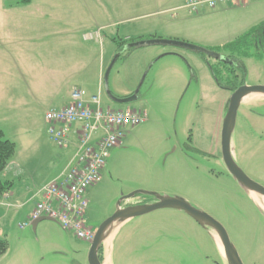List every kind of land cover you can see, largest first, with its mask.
Segmentation results:
<instances>
[{
  "label": "rangeland",
  "instance_id": "1",
  "mask_svg": "<svg viewBox=\"0 0 264 264\" xmlns=\"http://www.w3.org/2000/svg\"><path fill=\"white\" fill-rule=\"evenodd\" d=\"M19 1L0 0V129L15 144L1 179L11 184L6 194H19L0 203V238L7 243L0 264H88L90 243L61 229L65 241L54 228L33 231L30 224L20 225L30 220L25 196L53 179L64 167V154L71 148L75 152L77 146L74 133L67 148H59L47 133L45 112L58 105L52 87L60 81H81L73 77L75 67L96 73L100 62L102 86L93 92L101 108L140 110L147 119L126 127L120 144L109 151L95 191L85 197V226L95 232L115 212L120 198L135 191L178 197L225 229L242 264H264V211L221 160L220 133L230 94L223 88L225 76L218 75V55L230 54L222 47L256 23L264 25V6L230 7L220 13L227 7L221 6L197 15L183 8V0ZM42 2L48 3L40 6ZM61 19L74 28L65 25L62 39L55 33ZM40 20L48 25H40ZM177 20L181 23H172ZM96 24L108 27L101 31ZM96 30L103 43L83 38ZM167 30H175L173 37L179 38L154 36ZM137 37L183 42L192 49L147 45L123 51L120 41L137 42ZM199 51L212 52V57H201ZM249 53L242 58L238 51L233 55L244 66V85L264 86V46ZM106 72L115 97L135 99L111 101L104 91ZM91 75L83 78L89 88L95 82ZM231 146L240 170L264 187V96L242 99ZM126 224L113 242V264H226L210 230L181 211L159 209ZM50 240L67 246L66 252L53 250Z\"/></svg>",
  "mask_w": 264,
  "mask_h": 264
},
{
  "label": "built area",
  "instance_id": "2",
  "mask_svg": "<svg viewBox=\"0 0 264 264\" xmlns=\"http://www.w3.org/2000/svg\"><path fill=\"white\" fill-rule=\"evenodd\" d=\"M248 1L187 0L183 8L194 14L203 7L240 6ZM97 33H89L84 38L92 40L97 38ZM146 119V114L140 110L102 109L98 94L88 96L84 90L77 88L71 90L64 107L46 111L44 121L50 139L59 148H67L69 135L74 133L77 146L71 162L61 175L39 190V200L34 204L30 220L20 227L46 217L76 239L91 243L94 232L83 222L87 209L86 191L99 181V173L109 151L120 144L126 127L139 125ZM76 125L80 126L78 130Z\"/></svg>",
  "mask_w": 264,
  "mask_h": 264
},
{
  "label": "water",
  "instance_id": "3",
  "mask_svg": "<svg viewBox=\"0 0 264 264\" xmlns=\"http://www.w3.org/2000/svg\"><path fill=\"white\" fill-rule=\"evenodd\" d=\"M147 45H171L185 49H192L191 45H188L183 42L160 40V39L133 42L131 44H128L126 47H124V49L127 50L131 47L140 48ZM107 74L108 72H106L104 79V91L111 101L115 103H127L135 99L134 96H129L125 98L115 97L108 89L106 83ZM250 95L264 96V86L242 85L238 87L234 92H232V94L230 95L227 101V109L222 120L221 133H220L221 160L228 173L239 184V186L248 193V195L251 192L258 195L264 200V187L251 181L240 170V168L237 166V164L234 161L233 151L231 146V135L235 125L237 109L241 104L242 99ZM137 195L150 197L152 200L151 202L148 203L125 205L127 200L132 199ZM120 202H122V205H120ZM159 209H172L176 211H181L184 214H186L188 217H190L200 227L209 229L210 234L212 235L215 243L216 240L213 234L217 236L222 246L223 254L221 252L220 253L225 259L226 264H242L235 248L233 247V245L229 240V237L225 229L216 220L208 216L206 213L192 207L190 204H188L185 200L181 198L158 195L155 193L145 192V191H135L127 196L120 198L115 212L98 226V228L94 232L93 239L90 243V248L88 251V264H102V262L99 261L98 259L99 248L102 246L103 242L108 237H110L122 223L130 219L147 215ZM42 221L54 222L53 220L46 217L38 218L34 220L31 224L33 231L35 230L37 224Z\"/></svg>",
  "mask_w": 264,
  "mask_h": 264
},
{
  "label": "crops",
  "instance_id": "4",
  "mask_svg": "<svg viewBox=\"0 0 264 264\" xmlns=\"http://www.w3.org/2000/svg\"><path fill=\"white\" fill-rule=\"evenodd\" d=\"M187 0H183V5H184V3L186 2ZM260 1H262V0H250V1H248L246 4H244V6H246V7H248V5L249 6H254V4H258V5H263L264 6V4H260L259 2ZM48 2H42V3H40V6L42 5V4H47ZM251 4V5H250ZM182 5V6H183ZM39 6V7H40ZM181 6V5H180ZM227 7H224L223 8V10H221V11H223V12H220V13H224V10H226V9H228V8H230V7H240V6H243V5H240V6H229V5H226ZM243 6V7H244ZM38 7V8H39ZM181 7H178V9H180ZM178 9H175V11H178ZM219 9H221L220 7H217V8H214V9H208V8H206V7H203V8H201V9H199L196 13H194V14H197V15H199L201 12H203V11H218ZM181 10V9H180ZM230 11H232V10H230ZM157 15H158V13H156ZM162 14H159L158 16H161ZM176 17V15L175 16H171V18H175ZM262 18H264V15H263V17ZM260 20H262V19H260ZM264 20V19H263ZM47 21V20H46ZM262 21H260L259 23L260 24H262L261 23ZM168 23V22H167ZM172 23H178V24H180L181 23V20H177V21H175V22H172ZM259 23H256V25H253V27H256V26H258V25H260ZM40 25H44V26H47L48 24H46V23H44L43 22V20H40V23H39ZM58 27L56 28V31H55V33H56V35H57V37H58V35H59V38H63V36L65 35V29H64V26L65 25H68V26H71V22H69V21H66V22H64L63 21V19H61V20H59V22H57V23H55ZM100 24H96L95 26H97L98 27V29L97 30H101V31H103L104 29H105V27L107 28L108 26H99ZM252 27V28H253ZM71 29H74L73 28V25L70 27ZM153 29H154V27H153ZM69 31H70V29H68ZM95 31V32H98L97 34H98V36H97V38H94V39H96L95 40V42L97 41L99 44H101V42H102V33L100 32L99 33V31ZM155 31H157L158 29H154ZM39 31H41V28L39 29ZM47 31V28H45V29H43V32H46ZM154 31V32H155ZM175 30H167V31H164V32H157V33H154V36H167L168 38H171V39H177V38H179V37H173V36H176V33L174 32ZM248 32V31H247ZM243 35V34H242ZM83 36H86V35H83ZM241 36V35H240ZM84 38V37H83ZM138 38H140V37H137V40H141V39H138ZM158 38H162V37H158ZM238 38V37H237ZM85 39V38H84ZM83 39V40H84ZM86 40V39H85ZM103 43V42H102ZM189 45V44H188ZM136 49V48H135ZM172 53L173 52H170V54L169 55H172ZM75 72H72V74H73V77H74V75L76 76V78H78V79H80L81 81H79V80H76V82H74V83H66V81H60V82H57L53 87H52V96L55 98V100L56 101H58V105H56V107L55 108H57V109H59V108H62V107H64L67 103H68V101H69V98H70V92H71V90L73 89V88H77V89H82V90H84L86 93H87V95L88 96H90V95H95V93L93 92V90H95V92L96 91H98V90H100L101 89V86H102V72H103V69H102V66H101V62L99 63V65H98V69H97V72L95 73V71H91V70H88V68L86 69L85 68V66H83V67H81L79 70H78V68L77 67H75V70H74ZM52 74V76L55 78L56 77V73H55V71H53V73H51ZM89 74H92L91 76H93V81H95V82H93L92 84V86H90V88H89V86H86L87 84H85V82H84V80H83V78L84 77H86V76H88ZM88 89V90H87ZM92 92V93H91ZM127 94H129L128 93V91H127ZM71 134V133H70ZM73 155H74V149L73 148H71V150H67V152L64 154V163H63V165H64V167H62L61 168V170L56 174V176L53 178V179H51V180H49V181H47L46 183H44L41 187H39V189H37V192L36 193H34L33 195H27V196H25V201H26V204L25 205H27L28 206V208H29V210L27 211V218H30V215H31V213H32V211H33V208H34V204L39 200V194H38V192H39V190L42 188V187H44L46 184H48L49 182H51V181H53V180H55V179H57L60 175H61V173L66 169V167L68 166V164L71 162V160H72V157H73ZM59 169V168H58ZM95 189H96V186L94 187V185L92 186V187H90L87 191H86V196L85 197H88V196H90L91 194H92V192L93 191H95ZM15 195H19V194H12V195H9V194H5L4 196L5 197H3L2 199H0V203L2 202V200L3 199H8V198H10V197H14ZM17 198H19V197H16V198H14V199H17ZM13 199V200H14ZM151 200L152 199H149V200H145V199H138V198H132V199H129V200H127L126 201V203L125 204H137V203H148V202H151ZM24 204V203H23ZM23 207V206H22ZM176 211V210H175ZM183 213V212H182ZM186 215V214H185ZM0 216H1V210H0ZM29 220V219H28ZM128 221L129 220H127V221H125L124 223H122L116 230H115V232L110 236V237H108L104 242H103V244H102V249H103V260H102V264H113V260H112V248H114V246H113V242H114V239L116 238V236H117V234L124 228V225L126 224V223H128ZM43 222V221H42ZM131 222V221H130ZM129 222V223H130ZM45 223V222H44ZM44 223H38L37 224V226L35 227V230L36 229H38V228H40L41 229V227H42V229H47V228H49V229H55L56 230V232H57V234H58V236H59V240L60 239H63L64 241L65 240H67L68 238L63 234V232H61V228L56 224V226L54 225V226H49L48 224H44ZM127 225V224H126ZM61 229V230H60ZM63 231V230H62ZM50 241H52V242H49V245H51V246H54L53 248V250H56V252H59L60 254H64L65 252H66V248H67V246L66 247H62V246H60V243H59V241L58 240H56V241H54V240H50ZM54 241V242H53ZM58 253V254H59Z\"/></svg>",
  "mask_w": 264,
  "mask_h": 264
},
{
  "label": "trees",
  "instance_id": "5",
  "mask_svg": "<svg viewBox=\"0 0 264 264\" xmlns=\"http://www.w3.org/2000/svg\"><path fill=\"white\" fill-rule=\"evenodd\" d=\"M31 3V0H20L18 4L20 5H28ZM136 42L134 40L130 41H120V47H126L128 44ZM257 46H264V25L263 23L251 28L248 32L236 38L234 41L224 45L222 48L229 50L230 54L226 55L225 60H218L219 62V73L218 75L223 73L225 77H222L223 82L229 85V88H226L225 85L223 88L227 89L229 92H234L237 89V86L243 84L244 81V66L242 65L239 57H248L250 56L249 50L254 49ZM135 48H129L127 50H123L129 52ZM238 51L239 57L233 56L234 53ZM209 52V51H207ZM198 53V52H197ZM212 52L206 54L205 51H199L201 57L204 55L210 56ZM214 54H217L214 52ZM212 57V56H210ZM217 59V58H216ZM214 73V70H212ZM239 73V75H237ZM215 76V73H214ZM217 85L221 86L218 79L216 80ZM228 101V100H227ZM227 109V102L225 104V110ZM15 154V144L5 139L3 131L0 129V198L5 195L11 187L10 182L4 181L1 179V173L5 170L8 165V162L12 159ZM7 249L6 240L0 238V257L5 253ZM103 249L102 246L98 251V259L102 261Z\"/></svg>",
  "mask_w": 264,
  "mask_h": 264
},
{
  "label": "bare ground",
  "instance_id": "6",
  "mask_svg": "<svg viewBox=\"0 0 264 264\" xmlns=\"http://www.w3.org/2000/svg\"><path fill=\"white\" fill-rule=\"evenodd\" d=\"M249 196L251 197V199L254 201V203L262 210H264V200L259 197L258 195L254 194V193H249ZM214 235V238L216 240V243L218 245V248L220 250V252L223 254V249H222V246L217 238V236L215 234Z\"/></svg>",
  "mask_w": 264,
  "mask_h": 264
},
{
  "label": "flooded vegetation",
  "instance_id": "7",
  "mask_svg": "<svg viewBox=\"0 0 264 264\" xmlns=\"http://www.w3.org/2000/svg\"><path fill=\"white\" fill-rule=\"evenodd\" d=\"M218 57H219V59L222 61V60H225V57H227V56H226V54H225V55L222 54V55H218ZM223 75H224V73H223ZM224 76H225V75H224ZM242 85H244V81H243V84L238 85L237 88L240 87V86H242ZM229 87H230L229 85H226V88H229ZM224 90H227V89H224ZM227 91H228V90H227ZM228 92H229V91H228ZM229 94L231 95L232 92H229ZM230 95H229V96H230ZM125 205H130V204H125ZM102 260H103V256H102ZM101 262H102V261H101Z\"/></svg>",
  "mask_w": 264,
  "mask_h": 264
}]
</instances>
